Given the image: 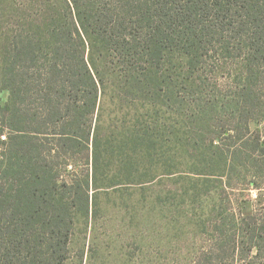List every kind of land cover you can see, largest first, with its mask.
<instances>
[{
    "label": "trees",
    "instance_id": "1",
    "mask_svg": "<svg viewBox=\"0 0 264 264\" xmlns=\"http://www.w3.org/2000/svg\"><path fill=\"white\" fill-rule=\"evenodd\" d=\"M0 89V264H68L102 191L157 185L195 264H264L230 194L264 188V0H0Z\"/></svg>",
    "mask_w": 264,
    "mask_h": 264
},
{
    "label": "rangeland",
    "instance_id": "2",
    "mask_svg": "<svg viewBox=\"0 0 264 264\" xmlns=\"http://www.w3.org/2000/svg\"><path fill=\"white\" fill-rule=\"evenodd\" d=\"M8 96L7 90L0 89L1 105ZM242 187L230 193L241 212L264 213V188ZM162 188L102 191L94 208L97 213L91 214L85 229H77L68 264H195L200 251L209 247V237L199 233L193 210L185 220L183 215L190 208L181 207L178 199L169 200L164 192L163 200H158ZM236 264H259V260L240 257Z\"/></svg>",
    "mask_w": 264,
    "mask_h": 264
}]
</instances>
